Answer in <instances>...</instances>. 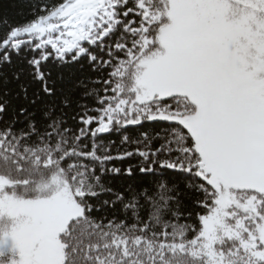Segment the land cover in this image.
<instances>
[{"label": "snow or ice", "instance_id": "obj_1", "mask_svg": "<svg viewBox=\"0 0 264 264\" xmlns=\"http://www.w3.org/2000/svg\"><path fill=\"white\" fill-rule=\"evenodd\" d=\"M29 15L0 11V264H264V0Z\"/></svg>", "mask_w": 264, "mask_h": 264}, {"label": "trees", "instance_id": "obj_2", "mask_svg": "<svg viewBox=\"0 0 264 264\" xmlns=\"http://www.w3.org/2000/svg\"><path fill=\"white\" fill-rule=\"evenodd\" d=\"M35 2V0H0V11L7 12L9 19L13 23H22L25 18L31 19L29 15L30 3ZM157 131H159L163 124L153 125ZM130 134L134 135V130H130ZM105 141L108 140H119L116 135L104 137Z\"/></svg>", "mask_w": 264, "mask_h": 264}]
</instances>
